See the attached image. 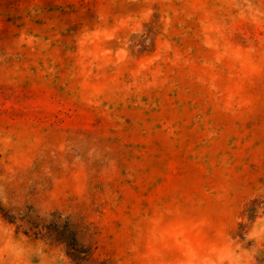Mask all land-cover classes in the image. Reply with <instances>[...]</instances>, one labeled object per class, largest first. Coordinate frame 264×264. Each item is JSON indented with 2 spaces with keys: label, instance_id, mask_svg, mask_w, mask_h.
<instances>
[{
  "label": "rangeland",
  "instance_id": "374dc122",
  "mask_svg": "<svg viewBox=\"0 0 264 264\" xmlns=\"http://www.w3.org/2000/svg\"><path fill=\"white\" fill-rule=\"evenodd\" d=\"M264 264V0H0V264Z\"/></svg>",
  "mask_w": 264,
  "mask_h": 264
},
{
  "label": "trees",
  "instance_id": "16d2710c",
  "mask_svg": "<svg viewBox=\"0 0 264 264\" xmlns=\"http://www.w3.org/2000/svg\"><path fill=\"white\" fill-rule=\"evenodd\" d=\"M66 254L73 264H89L91 261L88 251L78 246L77 239L73 235L71 241L66 245ZM96 264H105V261H96Z\"/></svg>",
  "mask_w": 264,
  "mask_h": 264
}]
</instances>
